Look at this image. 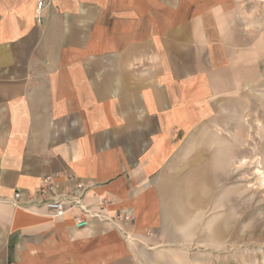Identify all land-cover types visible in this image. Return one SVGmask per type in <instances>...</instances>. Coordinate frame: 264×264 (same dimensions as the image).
<instances>
[{"label": "crops", "instance_id": "1", "mask_svg": "<svg viewBox=\"0 0 264 264\" xmlns=\"http://www.w3.org/2000/svg\"><path fill=\"white\" fill-rule=\"evenodd\" d=\"M38 1L0 0V264H154L159 214L141 183L250 47V4L42 0L37 21ZM45 175L108 200L106 219L48 214Z\"/></svg>", "mask_w": 264, "mask_h": 264}, {"label": "rangeland", "instance_id": "2", "mask_svg": "<svg viewBox=\"0 0 264 264\" xmlns=\"http://www.w3.org/2000/svg\"><path fill=\"white\" fill-rule=\"evenodd\" d=\"M244 1L250 47L141 183L159 214L154 264H264V0Z\"/></svg>", "mask_w": 264, "mask_h": 264}, {"label": "built area", "instance_id": "3", "mask_svg": "<svg viewBox=\"0 0 264 264\" xmlns=\"http://www.w3.org/2000/svg\"><path fill=\"white\" fill-rule=\"evenodd\" d=\"M42 3L43 1L39 0L36 5L35 18L37 21L40 20ZM36 194L38 197V204L44 207L51 216L57 218L72 213L74 225L77 228L91 224L93 219H106L102 216L105 215L107 211L106 205L109 202L108 200L102 198L96 205H88L85 204L78 195H71V193L60 194L57 192V186L51 175L42 177L41 183L36 188ZM17 196L18 194L16 193L14 197ZM112 218L127 221L132 219V214L124 210H118Z\"/></svg>", "mask_w": 264, "mask_h": 264}]
</instances>
